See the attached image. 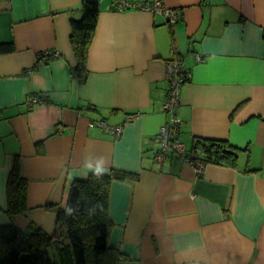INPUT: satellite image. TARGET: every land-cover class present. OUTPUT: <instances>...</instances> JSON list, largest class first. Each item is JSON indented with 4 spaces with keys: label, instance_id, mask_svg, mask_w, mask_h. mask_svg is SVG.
<instances>
[{
    "label": "crops",
    "instance_id": "1",
    "mask_svg": "<svg viewBox=\"0 0 264 264\" xmlns=\"http://www.w3.org/2000/svg\"><path fill=\"white\" fill-rule=\"evenodd\" d=\"M96 1L88 72L78 78L71 24L84 0H0V47L12 50L0 53V227L50 234L74 181L117 169L136 175L110 187L119 264H264V0H162L173 23ZM175 58L190 74L175 111L180 141L190 150L196 138L228 142L235 167L198 174L173 154L155 160L174 117L164 106ZM32 94L51 103L31 107ZM16 159L30 209L11 219Z\"/></svg>",
    "mask_w": 264,
    "mask_h": 264
},
{
    "label": "trees",
    "instance_id": "2",
    "mask_svg": "<svg viewBox=\"0 0 264 264\" xmlns=\"http://www.w3.org/2000/svg\"><path fill=\"white\" fill-rule=\"evenodd\" d=\"M81 17L72 20L71 45L77 59L76 77L88 72L90 43L98 25L99 2L84 0ZM10 46L0 47V53L11 52ZM56 52L48 53L51 60ZM44 57V56H43ZM49 57V58H48ZM45 58V57H44ZM35 97V98H34ZM36 99V102H33ZM32 104L51 103L45 95L29 98ZM234 147L221 140L196 138L190 155L206 164L235 167ZM136 175L112 169L108 174H90L72 183L66 209L57 208V223L52 233L30 224L26 232L15 225L0 227V264H119L121 254L111 246L112 221L109 213L110 187L115 180L135 178ZM6 214L13 219L29 211L28 185L16 159L8 178ZM53 208V206H51Z\"/></svg>",
    "mask_w": 264,
    "mask_h": 264
},
{
    "label": "built area",
    "instance_id": "3",
    "mask_svg": "<svg viewBox=\"0 0 264 264\" xmlns=\"http://www.w3.org/2000/svg\"><path fill=\"white\" fill-rule=\"evenodd\" d=\"M116 2V7L118 11L129 10V9H137L145 12H153L164 14L169 23L176 22L178 16L175 13L171 12L165 5H163L162 0H153L151 3L144 2H136V3H128L125 0H114ZM201 59V56L199 57ZM168 82H169V94L165 101L164 109L166 112L174 115L173 119L167 122L159 131L158 141H159V149L155 155V160L163 161L164 159H168L172 154L177 156L179 159L184 161L188 166L193 168V170L198 174H203L206 166L205 162L197 160V158H193L190 155V151H188L185 145L180 141L179 134L181 131L182 121L176 117V109L180 104V94L182 86L190 79L189 71L186 70L185 65L181 59L175 58L168 62ZM33 102H36V99ZM32 105V102H31ZM91 127L97 126L104 130H108L113 132L116 136H120L123 132L122 125H118L117 127L109 126L106 121H93L90 124Z\"/></svg>",
    "mask_w": 264,
    "mask_h": 264
},
{
    "label": "clouds",
    "instance_id": "4",
    "mask_svg": "<svg viewBox=\"0 0 264 264\" xmlns=\"http://www.w3.org/2000/svg\"><path fill=\"white\" fill-rule=\"evenodd\" d=\"M95 171L97 174H99L102 171V169L97 168V169H95Z\"/></svg>",
    "mask_w": 264,
    "mask_h": 264
},
{
    "label": "rangeland",
    "instance_id": "5",
    "mask_svg": "<svg viewBox=\"0 0 264 264\" xmlns=\"http://www.w3.org/2000/svg\"><path fill=\"white\" fill-rule=\"evenodd\" d=\"M184 144V143H183ZM188 151H191L190 149L186 148Z\"/></svg>",
    "mask_w": 264,
    "mask_h": 264
},
{
    "label": "water",
    "instance_id": "6",
    "mask_svg": "<svg viewBox=\"0 0 264 264\" xmlns=\"http://www.w3.org/2000/svg\"><path fill=\"white\" fill-rule=\"evenodd\" d=\"M235 154V153H234ZM237 154H235V156H236Z\"/></svg>",
    "mask_w": 264,
    "mask_h": 264
}]
</instances>
